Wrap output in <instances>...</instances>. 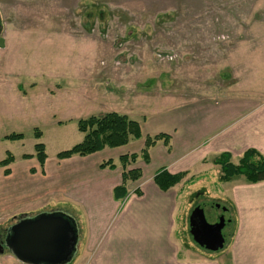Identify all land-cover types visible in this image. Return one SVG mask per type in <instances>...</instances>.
<instances>
[{"label":"rangeland","instance_id":"374dc122","mask_svg":"<svg viewBox=\"0 0 264 264\" xmlns=\"http://www.w3.org/2000/svg\"><path fill=\"white\" fill-rule=\"evenodd\" d=\"M258 25L264 36V0H0V161L9 153L21 164L36 143L55 159L82 141V119L117 112L139 121L196 99H219L242 77L264 81V64H241L234 59L241 49L224 48L225 41L246 40L247 27ZM10 134L21 139H5ZM219 175L208 164L201 177L177 188L176 235L182 249L226 264L227 256L221 262L219 255L237 226L230 187L243 179L220 182ZM39 203L29 217L71 215L75 207L62 196ZM196 206L210 224L221 215L229 220L216 252L200 248L189 232ZM71 217L79 234L68 264H85V223L78 224L85 218ZM13 223L1 217L0 230ZM0 264L22 263L5 253Z\"/></svg>","mask_w":264,"mask_h":264},{"label":"crops","instance_id":"0c3cea01","mask_svg":"<svg viewBox=\"0 0 264 264\" xmlns=\"http://www.w3.org/2000/svg\"><path fill=\"white\" fill-rule=\"evenodd\" d=\"M236 16L248 18V14ZM242 21L248 25L247 19ZM259 28L247 27L251 31L246 40L225 41L224 48L241 49L232 56L241 64H264V36ZM241 81L219 99H196L176 105L170 114L143 115L137 121L143 136L166 134L170 141L167 147L161 141L151 147L147 164L138 158L126 166V170L138 169L141 178L127 183L123 201L113 198V189L122 182L119 158L139 154L142 139L83 157L49 160L46 155L43 168L35 158L21 164L15 159L7 175L0 167V218L15 223L39 210L40 200L62 196L75 206L70 216L78 221L85 218L78 223L81 227L85 223V264H224L181 248L176 229L182 191L177 188L183 181L201 177L221 153L229 154L233 162L247 150L264 156V81L251 76ZM108 160L115 169L100 168ZM161 168L187 175L163 192L152 181ZM136 189L140 194L134 193ZM230 191L237 226L228 250L219 257L226 255V264H264V182L248 184L243 179L233 183Z\"/></svg>","mask_w":264,"mask_h":264},{"label":"trees","instance_id":"16d2710c","mask_svg":"<svg viewBox=\"0 0 264 264\" xmlns=\"http://www.w3.org/2000/svg\"><path fill=\"white\" fill-rule=\"evenodd\" d=\"M77 129L84 134L80 143L74 145L68 150L61 151L56 154V159L63 160L72 156H87L102 151L104 148H119L127 145L131 140H143V149L139 154L124 155L119 158L122 167V182L113 189V198L115 201H123L127 194V183L136 182L141 178V172L138 169L126 170V166L134 163L138 158L147 164L149 162L148 151L157 142H163L167 147L170 137L166 134L143 136L140 131L139 123L129 119L126 115L115 112L97 118L89 117L77 122ZM36 139L41 136L40 132H35ZM5 139L16 140L21 139L20 134H10ZM35 158L40 168H43L46 159L45 147L42 143L34 145L33 155H23L21 159ZM15 160L11 154L0 161V167L5 168V175L9 173L7 167ZM212 164L219 167L220 182H229L235 176H241L248 184H256L264 182V156L254 150H247L238 159L237 162L231 160V156L227 153H221L215 157ZM116 165L111 160L100 164V168L115 169ZM187 173L170 174L166 168L159 169L153 176V183L161 191L166 192L180 184ZM140 194L139 190L134 191Z\"/></svg>","mask_w":264,"mask_h":264},{"label":"water","instance_id":"95a60500","mask_svg":"<svg viewBox=\"0 0 264 264\" xmlns=\"http://www.w3.org/2000/svg\"><path fill=\"white\" fill-rule=\"evenodd\" d=\"M188 226L194 242L203 250L216 252L223 247V217L210 224L202 208L196 207ZM78 234L75 220L61 212L19 218L6 229L0 254L6 250L22 264H68L75 254Z\"/></svg>","mask_w":264,"mask_h":264},{"label":"flooded vegetation","instance_id":"af4514ba","mask_svg":"<svg viewBox=\"0 0 264 264\" xmlns=\"http://www.w3.org/2000/svg\"><path fill=\"white\" fill-rule=\"evenodd\" d=\"M196 207H199V206H196ZM194 208H195V207H194ZM199 208H200V207H199ZM223 212L225 213L226 211L223 210ZM189 216H190V213H189ZM220 217H223V215L219 216V217L217 218V220H216L214 223H217ZM224 220H225V226H224V228H225V227H226V224L229 223V220H226V219H224ZM188 221H189V217H188ZM206 221H207V220H206ZM214 223H213V224H214ZM224 228H223V229H224ZM6 229H7V228H6ZM6 229L0 230V243H1V242L3 241V239H4ZM223 229H222V231H223ZM222 235H223V234H222ZM223 237H224V235H223ZM224 239H225V238H224Z\"/></svg>","mask_w":264,"mask_h":264}]
</instances>
